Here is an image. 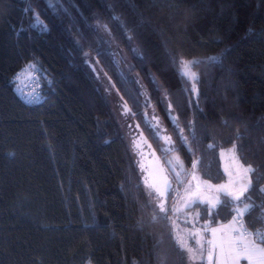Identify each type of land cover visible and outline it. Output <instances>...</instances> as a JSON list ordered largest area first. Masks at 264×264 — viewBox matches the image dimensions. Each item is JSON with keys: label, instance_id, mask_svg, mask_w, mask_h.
<instances>
[{"label": "trees", "instance_id": "trees-1", "mask_svg": "<svg viewBox=\"0 0 264 264\" xmlns=\"http://www.w3.org/2000/svg\"><path fill=\"white\" fill-rule=\"evenodd\" d=\"M51 2L0 0V264H189L171 211L161 213L150 201L148 188L154 189L143 165L150 147L140 128L166 163L172 152L189 169L198 160L208 180L226 179L220 150L240 144L243 162L264 175V0ZM36 14L47 31L33 26ZM105 25L129 55L130 69L101 34ZM90 57L139 125L134 144L141 157ZM181 60L199 61L191 69L198 79L181 77ZM30 63L51 79L33 104L14 81ZM152 109L175 151L164 153L165 140L145 125ZM252 179L260 204L264 179L258 185ZM232 207L218 206L211 218L205 204L190 209L215 225L232 219ZM258 217V211L251 221L245 216L246 227H264Z\"/></svg>", "mask_w": 264, "mask_h": 264}, {"label": "snow or ice", "instance_id": "snow-or-ice-1", "mask_svg": "<svg viewBox=\"0 0 264 264\" xmlns=\"http://www.w3.org/2000/svg\"><path fill=\"white\" fill-rule=\"evenodd\" d=\"M49 7H53L51 0H48ZM34 27H38L40 31H47V25L44 24L38 14L34 16ZM105 30L109 32L105 25ZM131 39V37H129ZM135 51V50H134ZM87 56L88 53H85ZM216 57H211L210 60L215 61ZM199 63V61H180V75L181 77L190 76L192 79H198L196 74L191 71L193 65ZM155 82V81H154ZM28 103L33 102L32 100L26 101ZM170 107V105H169ZM131 110L124 106V114L127 115ZM134 115V114H133ZM169 117L172 122L176 123V117L172 116L171 112ZM155 119V117H154ZM145 125L153 133L154 137L160 136L159 120L157 119V125H152L150 121L145 119ZM131 127V126H129ZM139 127V125H137ZM178 127V125H177ZM167 144H173L171 138L167 135L162 137ZM193 140H195V133L192 134ZM238 135V139H239ZM181 142L185 145H188V150L191 151V146L189 144L188 138L183 135V130L180 132ZM209 147H213L209 145ZM244 145H233L232 149H229V152L232 153V161L235 165L234 170L229 172V176H236L235 181L230 179L229 185H217L215 186L218 193H222L225 197L229 198L226 200H221L219 195H214L211 197L204 196L201 191V184L196 183L193 185L189 182L185 186V207H192L194 204H205L207 205L206 212L211 218L214 211L218 206L227 207L230 204L233 205L230 214L232 215V220L227 225H221L220 228H211L213 237L216 236L217 232L227 231L228 233L234 234L230 235L227 240L221 238L219 241L216 239H208L203 244H200L199 249H197L198 254L203 257L204 251H207L209 260L215 256V264H239L241 258L248 261V264H264V230L255 229V231H249L248 227L245 226L244 217L247 216L249 221L252 220L253 212L258 211L259 217L256 222L264 224V202L257 204L253 200V194L257 191L254 187L252 177L255 175L256 184H259L261 179H264V175H257V168L253 167L252 164H247L242 162L245 158L239 155L244 150ZM163 151H175V147L163 149ZM223 155V153H222ZM175 163L173 160H169L168 164L171 166L175 180L178 184H184L185 178L188 175H191L192 180H197L195 172L188 173L184 169L183 161L180 160L178 156L174 157ZM199 161H194L192 164L193 170L197 168ZM179 168V171L176 169ZM205 190L211 189L213 186L207 185V182H204ZM169 190H172L171 183L168 182L167 178L164 179L163 189L157 188L159 197L165 196ZM259 192L264 193V188H260ZM159 212H166L165 204L163 201L159 203ZM166 218V217H165ZM199 213L196 214L195 219L199 220ZM210 225H204L205 230H209ZM252 227H255V224H252ZM191 238H195L192 236ZM176 242L180 245L181 248H187L189 253L193 252V249L187 247V244L184 241V238L179 234L176 236ZM199 243V241L197 242ZM207 246V247H206ZM195 258V257H192Z\"/></svg>", "mask_w": 264, "mask_h": 264}, {"label": "rangeland", "instance_id": "rangeland-1", "mask_svg": "<svg viewBox=\"0 0 264 264\" xmlns=\"http://www.w3.org/2000/svg\"><path fill=\"white\" fill-rule=\"evenodd\" d=\"M101 34L111 42V45L114 47L116 51V55L118 59H122L124 61L125 66L127 69H130L132 67V62L129 58V55L127 52L117 46L115 41H113L111 34H109L108 31L104 29V27L99 26ZM89 64L90 67L95 74V76L98 78L100 84L103 86L105 89L108 98L112 102L113 109L115 116L117 120L119 121L122 132L129 143V146L131 147L134 155L139 157L140 155L135 152V144L134 140L137 138L139 135L137 127H135V121L132 116V114L129 112L127 115L124 114V102L118 91L114 88L113 83L110 81V79L107 77L105 72L101 69L99 63L90 57L89 59ZM192 71V70H191ZM193 72V71H192ZM194 73V72H193ZM30 72H22L20 74V79L21 82L23 83H28L27 85H30L32 82H34L33 77L30 75ZM136 80L137 83L142 87V89L145 88L144 83L142 79L139 77L137 74L132 75ZM190 77V76H188ZM191 78V77H190ZM191 80L194 81V79L191 78ZM165 96V95H164ZM165 105L168 106V99L164 97ZM155 117V119H154ZM147 118L150 121L152 125H157V119L159 120V125L158 127L160 128V136L163 137L165 135L168 136L169 130L168 127L164 121V119L161 117L160 113L156 109H152L148 112ZM131 126V127H129ZM164 149L171 148L172 146L170 144L165 143L164 144ZM233 146L230 147H224L220 150V157H221V162H222V168L224 173L226 174V179L220 182H214L211 180H208L204 178L198 171L197 169L193 170V168H187L184 164V169L188 173H192L193 171L195 172V175L197 176V180H192L191 175H188L185 178L184 184H176L174 187V194H175V199L174 201L170 204L168 203L167 199H164L163 202L165 204L166 211H171L170 212V219L174 227L175 235L179 234L181 237L184 238L185 243L187 244V247H190L193 249L192 253H189L187 251V248H183L189 258V264H215V256L212 258V260H209L208 253L207 251H204L203 257H201L197 249H199L200 244H203L206 240L208 239H216L220 240L223 238L224 240H227L230 235H234L231 233H228L227 231L224 232H217L216 236L213 237V234L211 232V228H220L221 225H227L229 222L232 220L220 222L215 225H210L209 222H203L201 220V210L200 209H190L189 207H185V199L186 194H185V186L191 182L193 185L196 183L201 184V191L204 196H214V195H219L220 199L222 200V193H218L216 191L215 186L217 185H231L229 184L230 179L235 181L237 179L236 176H229V172L234 170V163L231 159L232 153L229 152V149H232ZM164 153H167L164 151ZM223 153V155H222ZM178 156L181 159V157L177 153H170L167 158V162L169 160H173V163H175L174 157ZM141 157V156H140ZM183 161V160H182ZM243 162V161H242ZM171 168V166H170ZM179 171V168L176 169ZM171 174L174 175V172L171 168ZM175 177V175H174ZM204 182H207V185L213 186L211 189L205 190L204 187ZM155 191V190H154ZM151 188H148V193H149V198L151 203L154 205L156 209L159 210V203L162 201L160 198L158 199L156 191L154 192ZM199 213V220H196V214ZM210 225L209 230H205L204 225ZM246 226V225H245ZM249 231H252L249 229ZM194 236L195 238H191ZM199 241V243H197ZM207 247V246H206ZM195 257V258H192ZM239 264H248V261L241 258L239 261Z\"/></svg>", "mask_w": 264, "mask_h": 264}, {"label": "water", "instance_id": "water-1", "mask_svg": "<svg viewBox=\"0 0 264 264\" xmlns=\"http://www.w3.org/2000/svg\"><path fill=\"white\" fill-rule=\"evenodd\" d=\"M140 138L142 142L149 145L150 149L147 151L143 162L144 170L146 173V182L156 191L157 188L163 189L164 179L167 178L168 182L171 183L172 189L174 187V177L170 174L167 164L164 162L163 157L159 154L157 149L153 146L150 139L147 137L145 132L140 128ZM169 190L162 196L163 200L167 199L170 192ZM158 194V192L156 191ZM159 195V194H158Z\"/></svg>", "mask_w": 264, "mask_h": 264}, {"label": "built area", "instance_id": "built-area-1", "mask_svg": "<svg viewBox=\"0 0 264 264\" xmlns=\"http://www.w3.org/2000/svg\"><path fill=\"white\" fill-rule=\"evenodd\" d=\"M22 72H30L31 76L34 79L30 85L28 83H22L20 74ZM51 80L48 74L45 71H41L38 67H36L33 63L27 64L15 77V86L16 91L19 96L26 102L28 100H32L33 102L29 104H33L41 101L45 97V89H44V81ZM28 103V102H27ZM264 230V227L258 228ZM255 231V230H252Z\"/></svg>", "mask_w": 264, "mask_h": 264}, {"label": "flooded vegetation", "instance_id": "flooded-vegetation-1", "mask_svg": "<svg viewBox=\"0 0 264 264\" xmlns=\"http://www.w3.org/2000/svg\"><path fill=\"white\" fill-rule=\"evenodd\" d=\"M146 155V154H145ZM165 162V161H164ZM166 163V162H165ZM167 164V166H168V168H169V172H170V174H171V168H170V165L168 164V163H166ZM173 177H174V175L173 174H171ZM175 182H176V180H175V177H174V185H175Z\"/></svg>", "mask_w": 264, "mask_h": 264}]
</instances>
